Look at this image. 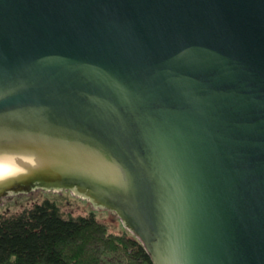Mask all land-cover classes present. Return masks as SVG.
Listing matches in <instances>:
<instances>
[{
	"label": "water",
	"instance_id": "95a60500",
	"mask_svg": "<svg viewBox=\"0 0 264 264\" xmlns=\"http://www.w3.org/2000/svg\"><path fill=\"white\" fill-rule=\"evenodd\" d=\"M5 170L153 264H264V0H0Z\"/></svg>",
	"mask_w": 264,
	"mask_h": 264
},
{
	"label": "trees",
	"instance_id": "16d2710c",
	"mask_svg": "<svg viewBox=\"0 0 264 264\" xmlns=\"http://www.w3.org/2000/svg\"><path fill=\"white\" fill-rule=\"evenodd\" d=\"M0 264H153L130 231L110 232L93 213L65 215L51 200L0 215Z\"/></svg>",
	"mask_w": 264,
	"mask_h": 264
},
{
	"label": "rangeland",
	"instance_id": "374dc122",
	"mask_svg": "<svg viewBox=\"0 0 264 264\" xmlns=\"http://www.w3.org/2000/svg\"><path fill=\"white\" fill-rule=\"evenodd\" d=\"M46 199L54 201L65 215L78 216L93 213L96 219L104 223L110 232L123 234L125 230H128L116 214L106 209L94 207L88 199L75 195L68 189L56 191L36 189L27 194L13 195L2 201L4 203L0 205V215L16 214Z\"/></svg>",
	"mask_w": 264,
	"mask_h": 264
},
{
	"label": "clouds",
	"instance_id": "9594fccd",
	"mask_svg": "<svg viewBox=\"0 0 264 264\" xmlns=\"http://www.w3.org/2000/svg\"><path fill=\"white\" fill-rule=\"evenodd\" d=\"M18 171H22L21 170H18ZM7 174L6 170L5 171H0V180L4 179V176Z\"/></svg>",
	"mask_w": 264,
	"mask_h": 264
},
{
	"label": "flooded vegetation",
	"instance_id": "af4514ba",
	"mask_svg": "<svg viewBox=\"0 0 264 264\" xmlns=\"http://www.w3.org/2000/svg\"><path fill=\"white\" fill-rule=\"evenodd\" d=\"M9 197H11V196H8L7 198H2V200H1V204L4 203V202H2L4 199L6 200V199H8ZM1 204H0V205H1Z\"/></svg>",
	"mask_w": 264,
	"mask_h": 264
}]
</instances>
